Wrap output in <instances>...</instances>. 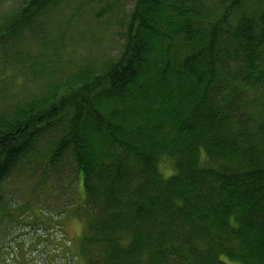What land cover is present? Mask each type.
<instances>
[{
    "label": "trees",
    "instance_id": "1",
    "mask_svg": "<svg viewBox=\"0 0 264 264\" xmlns=\"http://www.w3.org/2000/svg\"><path fill=\"white\" fill-rule=\"evenodd\" d=\"M63 1L26 0L0 22V53ZM124 37L100 72L0 104L4 235L26 214L55 219L9 195L35 162L44 182L83 184L69 261L264 264V0H136Z\"/></svg>",
    "mask_w": 264,
    "mask_h": 264
},
{
    "label": "rangeland",
    "instance_id": "2",
    "mask_svg": "<svg viewBox=\"0 0 264 264\" xmlns=\"http://www.w3.org/2000/svg\"><path fill=\"white\" fill-rule=\"evenodd\" d=\"M25 1L4 0L0 5V22L14 15ZM135 3L136 0H65L49 8L40 17V29H24L19 53L14 51V45L6 55L0 53V77L6 76L0 84V104L39 99L88 70L100 72L120 56ZM2 94L8 99H3ZM171 163L163 160L164 173H170ZM32 165L10 182L9 195H14L20 204L36 197L38 207L55 219L45 222L36 217L26 218V214L7 235H4L6 224L0 219V236H4L0 238V255L13 256L12 264H85L71 256L70 262L66 254L85 229L84 220L75 213L84 197L81 179L70 174L68 179L54 176L44 182L40 178L42 169L33 176ZM63 213L69 217L61 226L57 218ZM65 234L69 236L65 241L52 242ZM72 250L76 251L74 247Z\"/></svg>",
    "mask_w": 264,
    "mask_h": 264
}]
</instances>
